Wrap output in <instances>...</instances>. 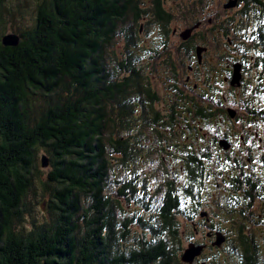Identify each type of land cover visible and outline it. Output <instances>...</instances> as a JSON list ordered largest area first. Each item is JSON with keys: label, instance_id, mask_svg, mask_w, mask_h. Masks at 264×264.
<instances>
[{"label": "trees", "instance_id": "16d2710c", "mask_svg": "<svg viewBox=\"0 0 264 264\" xmlns=\"http://www.w3.org/2000/svg\"><path fill=\"white\" fill-rule=\"evenodd\" d=\"M228 1L222 9L233 15L216 23L201 17L204 0H38L31 25L8 33L18 45L5 47L10 0H0V264H188L190 244L204 247L194 264H264L263 230L230 226L239 215L264 222V142L255 150L261 137L253 128L264 125V0L226 9ZM150 17L156 28L142 32L139 23ZM178 17L190 27L170 31ZM146 39L151 48L139 47ZM117 40L123 50L109 51ZM204 43L210 52L199 60ZM218 58L228 62L210 69L207 61ZM165 66L179 98L169 108L151 82ZM235 68L240 89L231 84ZM197 123L213 136L180 145L187 131L196 141ZM150 142L159 147L161 181L141 167L155 161ZM161 151L175 156L176 168ZM43 159L55 186L45 202L49 217L33 218L28 229L23 209ZM116 160L125 177L118 181ZM207 162L218 171L208 172ZM152 176L157 194L148 187ZM115 184L110 197L104 191ZM220 186L217 203L210 191ZM203 229L213 236L209 246L215 234H228L225 245L210 247L211 263L208 245L194 239Z\"/></svg>", "mask_w": 264, "mask_h": 264}, {"label": "rangeland", "instance_id": "374dc122", "mask_svg": "<svg viewBox=\"0 0 264 264\" xmlns=\"http://www.w3.org/2000/svg\"><path fill=\"white\" fill-rule=\"evenodd\" d=\"M38 0H10V2L7 4V9H6V13H5V17L8 19V24H9V28H8V31L6 32V34L8 33H15V32H19L21 31L23 28H28L31 24H30V21L33 20L32 18H34V13L36 12V3H37ZM180 0L177 2L176 0H171V4H173L174 6H181L180 5ZM204 9H203V13L201 14V17L202 15L204 14H209L211 15V18L213 21H216V23H219L220 21H223L226 19V17H228V15L226 13H228L229 15H233V10L231 11H224L222 9V6L225 2H227V0H204ZM238 9H240L238 7ZM10 11V12H9ZM189 11H192L193 12V9L191 7H189ZM237 11V10H236ZM205 12V13H204ZM12 17H11V15ZM10 15V16H9ZM189 15V14H188ZM190 16V15H189ZM199 15L196 13L195 14V17L194 18H197ZM151 18V17H150ZM187 19V17L185 18ZM184 21V22H183ZM185 20L182 18V17H178L177 20H174L172 21L170 24H169V30H173V28H175L176 26L178 28L182 27V29H188L190 26L187 27H184L183 25L185 24ZM139 24H141L140 26H142V29L141 31L142 32H145V29L149 28V29H154V27L156 28L155 24L152 22V18L151 19H146L145 21H142L140 22ZM176 27V28H177ZM181 29V28H180ZM183 30V31H184ZM200 28L197 30V33L199 32ZM196 35V33H194ZM141 37H143L144 35L143 34H140ZM145 38V36L143 37ZM142 38V39H143ZM228 39V38H227ZM147 40V39H146ZM224 41L226 42V40L224 39ZM147 43V44H146ZM146 43H142L139 45V47H142V48H151V46L148 44V40ZM177 43L176 41L174 42V44ZM123 43L120 41V40H117L114 44V46H111L109 47L110 50L109 51H122L123 50ZM206 46V50L205 52H203L202 54H206L210 52V49H209V44H206L204 43L203 44V47L204 48ZM174 47H178L177 45H173L169 48V51L170 49H175ZM201 48V49H202ZM158 50H160V48H157ZM208 50V51H207ZM109 51H107L108 53H110ZM224 51L225 50V47L224 46H221L220 49H219V53H225ZM171 52H175V51H171ZM212 52V51H211ZM140 55H141V52H139ZM176 53V52H175ZM109 55H107L106 57H108ZM159 60H162L164 63L167 61L166 60V56L164 54H159ZM219 64H216V62L213 60H208L207 62L211 63L209 64L213 66V68H210V69H216L218 70L219 67L223 66V64H226L228 62V60H226L225 58H218L217 59ZM108 61V60H107ZM158 61V59H157ZM187 61H189L188 59H186L185 61V68H188L186 69L189 70V66L187 65ZM109 62V61H108ZM188 73V72H187ZM212 72L210 71V74ZM209 74V76H210ZM146 75V74H145ZM190 75V74H189ZM173 81V74H172V71L170 70V68L168 66H165L164 69H157V71L155 72V74H152L151 75V82H152V85L153 87L155 88V92L159 95V97L162 99V103L163 104H166L167 107L169 108L170 105H173L176 103V101H179V98L175 96V94L172 92L171 90V83ZM247 87H250L251 89L253 88L251 85H247ZM233 87V86H232ZM236 88H239L240 89V86L239 87H236ZM185 92V91H184ZM245 92H248L250 93L248 90H245ZM187 94V93H186ZM251 95V94H250ZM179 103V102H177ZM163 104L159 107V109H161L163 113H166L168 111V109L164 108ZM185 108V107H183ZM179 113H182V109H179L178 110ZM181 123L183 122V117H181ZM256 124L258 125V122H256ZM199 125V126H198ZM181 126V125H180ZM192 127L195 129V127H197L196 130H198V132L195 134L196 135V141L194 140L193 137H191L192 135V132L191 131H187L186 135L185 136H179V139H184V138H188V141L187 142H180L179 144L180 145H189V146H195L196 145H200L202 142L206 141L209 136H213V132H211L210 134V131H212L211 128H207L205 126H203V124L201 123H197V124H192ZM200 129H199V128ZM254 129H256L259 134H260V137H261V140L259 141V139L257 140V146L255 148V150L257 151H260L262 150V140L264 141V125H258L256 127H253ZM178 134H175V137L174 139L178 138L176 137ZM255 138L254 136H250V133L246 136V140H249V142ZM142 140H145L147 141V139H144V138H141V141ZM152 141V140H151ZM152 142H150V144H148L149 147H147L146 150L149 149V151L151 152V158L152 159H155V161L151 164H148L147 167H142L143 171L147 174H154V176L159 180L161 181L162 179H160L161 177V172L160 169L161 166L159 165L158 161L161 159V156L158 154L159 152V147H155V150H154V142L151 144ZM204 146V145H203ZM155 151V152H154ZM154 152V153H152ZM210 152H212V150H210ZM161 153L164 155L166 161H168V163L170 164L171 168H172V165L174 164L175 168L177 166V162L176 160H174L173 158L175 156H171L170 158L167 157L162 151ZM172 153H176V151H172ZM257 155L255 154V156H252L256 157ZM44 157L43 154H40L37 156L36 158V166H37V162L40 161L42 158ZM158 160V161H157ZM210 161H216L215 158H210ZM211 162H207V166H208V172H210L211 170H216V172L218 171L216 169V167H213V163ZM119 164H120V161L119 160H116L115 162V165H116V169H117V174L115 176L116 180L118 181L119 179H125V177H123V173L121 172L120 173V169H119ZM48 166H50V163H48ZM38 169V172L36 173L37 177L39 176V178H41V181L37 178H34V188L30 190L29 194H28V198H27V202H28V199H29V204L25 201L26 203V206L24 207L23 209V217H22V220H24V222L26 223V227L29 229L31 228L32 226V222H33V218L38 220V221H44L45 219H47L49 217V215L47 216V210L45 208V202L47 201H52V194H53V191H54V184L53 183H50L48 181V174L51 172V169L49 167L47 168H37ZM249 172H251L250 169H248ZM259 172V175H260V179H263L262 178V175L264 174V170L263 168H259L258 169ZM254 173H256V171H254ZM115 174V173H114ZM155 177H150V183L148 184V187H150L151 191L150 193L152 194H157V192H159V188L157 187V184L156 182L154 181V178ZM44 184H49V191L48 190H45L44 187H43V183ZM161 186V192L160 194L162 193V191L164 190V186L163 185H160ZM221 186H223L221 184ZM220 186L219 189H215L212 190L213 193L210 191V194H213L212 195V198L214 199V201H217V203H221L220 201V190L222 189V187ZM120 186H117L116 184L112 187L108 186L106 187L105 189V193L107 195H109L110 197L113 195L114 191L119 188ZM111 189V190H110ZM113 193H112V192ZM32 194L34 195L33 197ZM113 197V196H112ZM35 201V202H34ZM37 201H42V205L41 207L40 206H37L38 203H36ZM37 204V205H36ZM212 212H211V215L213 216V213L217 210V209H211ZM218 218L217 219H213V223L216 224L218 221H219V215H216ZM210 219H212L211 217H209ZM242 222L245 224V226H249V228L251 230H254L256 232H258V227H259V231L262 229L263 231L260 232L259 234L260 237H263L262 235H264V222L261 223L260 221H256V222H253V220H251V223H250V220L249 218L245 219L243 218L241 215H239L238 217H235L233 219V221L231 222L230 226H232V223L233 224H242ZM18 224V223H16ZM20 226V225H19ZM262 227V228H261ZM227 228V227H225ZM211 233H207V231H205L204 229L202 231H200V233L194 237L195 240H198V242H205L204 244H207L208 247H212V246H209V243H210V240L213 238L212 235H210ZM210 235V236H209ZM215 236H218L220 238L223 239V243L221 244L220 247H222L223 245H225V242L227 241V237H228V234H215ZM207 237V239L205 238ZM202 244V243H201ZM214 244V242H212V245ZM209 248L203 253V256L204 257H208V259H210L208 262L211 263L212 262V257L217 255L216 253V249H211L209 250ZM218 259L220 257L216 256ZM207 262V263H208ZM194 264V262L192 263Z\"/></svg>", "mask_w": 264, "mask_h": 264}, {"label": "water", "instance_id": "95a60500", "mask_svg": "<svg viewBox=\"0 0 264 264\" xmlns=\"http://www.w3.org/2000/svg\"><path fill=\"white\" fill-rule=\"evenodd\" d=\"M238 0H229L228 3L224 6V8L226 9H232L235 8L237 5ZM188 35H186L185 37H183L184 39L187 38ZM18 41L19 38L16 35L13 34H7L4 35L1 38V42L5 47H15L18 45ZM205 51V49H201V48H197L196 50V54L199 60H201V55L202 53ZM239 80H240V74H239V69L235 68V71L233 73L232 76V80H231V84L236 85L237 87H239ZM231 85V86H232ZM222 146H226V143L223 141L221 143ZM227 148V147H225ZM48 162L46 159L42 160V167H47ZM210 236V235H209ZM223 243V239L217 236V240L216 242L212 245V246H217L220 248L221 244ZM204 247H195L193 245H188L187 250L185 251L183 257H182V261L187 262L188 264H191L194 259L200 255L201 251L203 250Z\"/></svg>", "mask_w": 264, "mask_h": 264}, {"label": "flooded vegetation", "instance_id": "af4514ba", "mask_svg": "<svg viewBox=\"0 0 264 264\" xmlns=\"http://www.w3.org/2000/svg\"><path fill=\"white\" fill-rule=\"evenodd\" d=\"M157 51H158V50H157ZM192 59H193V58H192ZM190 70L193 72V68H190L189 71H190ZM193 76H194V74H193ZM184 88H185V86H184ZM262 142H264V141L262 140Z\"/></svg>", "mask_w": 264, "mask_h": 264}, {"label": "bare ground", "instance_id": "6f19581e", "mask_svg": "<svg viewBox=\"0 0 264 264\" xmlns=\"http://www.w3.org/2000/svg\"><path fill=\"white\" fill-rule=\"evenodd\" d=\"M219 102V101H218ZM231 116V115H230ZM199 247V246H198Z\"/></svg>", "mask_w": 264, "mask_h": 264}]
</instances>
